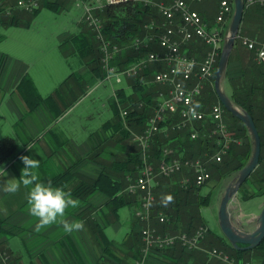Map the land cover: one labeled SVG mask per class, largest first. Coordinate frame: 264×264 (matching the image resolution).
I'll return each instance as SVG.
<instances>
[{
  "label": "trees",
  "instance_id": "16d2710c",
  "mask_svg": "<svg viewBox=\"0 0 264 264\" xmlns=\"http://www.w3.org/2000/svg\"><path fill=\"white\" fill-rule=\"evenodd\" d=\"M17 1L0 0V26L19 24L27 26L30 17L41 8L58 10L63 1L65 2L66 0H42L39 6L32 11L21 9L17 5ZM163 1L168 2L170 0ZM249 9L250 7L245 8L243 17L247 15ZM19 10H23L25 14L19 13ZM255 12L263 15L264 6L256 4ZM97 14L102 19V34L104 38L112 44L125 45L124 49L122 48L120 52L116 53L111 60V64L116 66V68L123 69L129 66L146 56L150 50L158 51L159 47L156 37L149 42L147 47L135 49L133 46V41L136 37H143L149 34L150 31L153 32L154 29L155 31L161 30L160 25L164 18L156 6L140 0H124L118 3L106 4ZM150 23L153 25L152 29L145 28V24ZM82 25L86 29L82 28L77 33L67 35L60 42V46L65 56L71 54L79 56L81 62L87 68L89 77H83L73 71L59 83L52 94L42 97L38 93L31 77L27 74L23 75L17 84V90L28 110H33L41 102L51 104V102H54L58 98L62 106L61 109L59 107L54 108V112L57 115L62 110L69 108L85 93L86 88L84 85L90 78H94L95 80L105 79L106 72L100 61V40L96 38L95 33L87 24L82 22ZM239 33L241 34V32ZM261 37L257 34L254 38L260 40ZM219 54L217 59L219 58ZM234 60L239 63V69L236 76L229 78L230 99L237 107L252 116L260 137L258 164L245 180L246 182L252 179L256 183V186L252 190H248L243 186L244 182L239 187L242 199H246L252 196L264 195V62H258L255 59L254 50L243 46L239 39H237L233 46L228 62ZM154 71L149 66L148 69L140 71L141 75L138 73L137 75L130 76L129 78L133 79L127 85L131 88V92L127 93L122 87L115 89L116 97H112L109 103L112 116L102 124L104 135L100 131L93 133L97 137V142L92 145L90 151L85 155L86 158L102 164L99 174L96 177H88L80 173L71 172L70 167H66L61 172L48 178V181L51 180L55 186L65 187L81 203L87 201L93 193L97 191L102 192L107 197L105 206L116 215L118 214L117 210L124 204H135L137 202L138 205L137 195L126 192L124 188L128 184L127 178L129 176L132 179L135 178L142 167L141 146L138 141L133 140L131 134L141 133L145 129L149 118L154 114L160 100L158 90L155 89L156 87L154 88L153 85L151 86L153 88L146 89L144 81H142V77L150 72L152 75ZM214 73L215 70L204 102H212L211 105L219 102L222 105L214 89ZM136 91L139 93L136 94ZM121 104L124 105L126 110L124 116L121 115L119 107ZM222 107L225 115L227 114L228 116L227 124L230 134L235 135V137L243 133L245 134L246 126L242 121L229 112L223 105ZM179 119L180 117L177 112L166 111L164 118L158 122V130L150 135L146 154L147 161L154 167H157V164L164 156L163 151L166 148H171L173 155L179 156L182 159L199 157L202 160L206 159L208 155L214 153L217 149L215 139L207 135L208 130L212 127L210 118H206L201 122H194L193 126L201 130V135L195 139L190 138L188 128H177L175 126ZM112 146L116 150L111 149ZM250 150L251 145L249 142H242L239 145L232 143L221 161L216 163L209 161L207 167L209 170L214 167L220 173L237 171L247 162ZM19 151L20 147L13 136L5 135L1 137L0 167L13 160ZM109 155H113L111 161L107 160ZM168 157H171V154ZM174 174H177L180 178L170 187H164V183L162 182L166 179L164 176L160 175L157 179L158 184L154 189L155 199L152 203V220H155L153 221L157 223L156 226L162 225L160 228L161 232L165 230L172 231L173 233L180 231L191 232L197 223L198 225L207 226L202 221L203 217L200 213V208L208 203L209 195L202 196L198 193V186L192 182V172L188 168H183V170ZM185 176H188L190 181L182 184L180 179ZM157 190L160 191L159 197L161 198L156 196ZM158 199L164 200L166 207L160 206L159 203L157 204ZM86 210V224L93 241L103 252L100 255V259L104 262V253L107 255L112 254V240L104 232L103 226L91 217L90 211L92 207L88 205ZM167 211L171 212V214ZM159 212L166 214L170 221L166 224H159L160 222L157 218ZM173 221H176V224L178 222L179 225L175 224L170 227L169 225ZM1 222L0 237L6 232L4 228L2 229ZM138 223L140 222L138 221ZM129 234L134 246L133 253L135 251L139 252V247L142 244L139 228L133 226ZM206 240L209 244L217 245L218 248L228 252L236 262L245 260V257L248 260H252V255H256L261 258L257 264H264V254L259 253L260 250L264 249V238L254 248H235L223 234L214 232L208 226ZM174 248H178V252L186 256L193 254L195 251H185L178 244L175 247L165 248L164 250ZM8 252L10 251L8 250ZM134 257L137 258L139 256L135 253ZM217 262L225 264L218 260ZM0 264H3L1 260Z\"/></svg>",
  "mask_w": 264,
  "mask_h": 264
},
{
  "label": "crops",
  "instance_id": "0c3cea01",
  "mask_svg": "<svg viewBox=\"0 0 264 264\" xmlns=\"http://www.w3.org/2000/svg\"><path fill=\"white\" fill-rule=\"evenodd\" d=\"M188 1L190 6L201 15L207 28L219 29L223 34L226 32L230 19L226 18L222 22L216 21L220 0ZM249 7L247 15L242 18L241 27L246 33L244 35L253 39L257 34L259 36L263 35L264 14L260 15L255 12L256 4ZM67 35L69 34H65L62 40ZM254 40L256 39L254 38ZM207 48L197 38H193L183 44L181 51L200 60ZM163 67L164 65L161 66V68ZM27 68V64L19 58L13 59L9 54L0 51V90L10 92L11 99L6 101V103L9 106V111L14 112V117L16 118L14 125L18 128V133H16L15 139L18 140L16 141L20 147L18 155L0 167L6 172L5 176L0 175V218L5 219L3 225L6 230L1 235L0 241L11 252L18 264H219L216 260L207 258L203 250L197 249L193 254L186 256L180 254L178 248L164 250L161 255L150 256L139 263V257H134V246L129 234L134 224L127 222L126 225L129 228L127 227V229L121 231L122 227L119 225L120 213L117 210L118 214L116 215L113 211H109L105 206L107 197L99 191L93 193L84 203H81L72 195L73 198L79 201V206L69 208L66 212V218L70 221H83V230L68 234L64 232L62 226L59 224L50 225L40 231L35 230L37 219L30 215L27 205V193L29 189L21 185L20 190L14 194L6 191L10 183L9 180L16 179L17 182L20 180L18 170L24 167L20 159L21 156H30L40 161V167L37 171L43 183H47L48 178L61 172L66 167H70L71 172L80 173L88 177H96L102 169V164L85 157L92 145L97 142V137L94 134L89 137L85 136L84 139L76 140L72 134L66 131V126L61 125V122L67 116L68 110L81 99V96L69 108L62 110L57 115L54 112V108L59 107L61 109L62 106L58 98L54 102H51V104L41 102L33 110H28L17 90V84L21 77L25 74L28 75ZM238 69L239 66L232 71L233 76L238 74ZM74 72L83 77H89L87 68L81 60L78 71ZM92 79L90 78L89 80ZM192 83L193 80L186 84L191 85ZM210 83V81L205 82L196 101L197 106L204 111H208L212 103L209 101L207 103L204 102ZM34 85L42 97H46L54 92L52 90L49 94L43 96L35 82ZM89 85H86V90ZM100 133L104 135L102 128ZM111 149H115V147L112 146ZM112 159L113 155H109L107 160L111 161ZM243 186L248 190H252L256 186V183L252 179H249ZM234 198L232 205L237 206V210L235 211L236 218L238 217L246 221H253L264 205V195L242 199L240 189H238ZM88 205L92 207L90 211L91 217L103 226L107 236L106 230L108 227L112 228L115 235L121 231L120 238L108 236L112 240V254L107 255L104 253V262L100 259V255L103 252L93 241L86 224V209ZM130 205H134L136 208L137 202ZM135 208L133 213H131L134 216H130L133 218L132 220L135 218ZM4 209L7 211L5 212ZM251 227H254V223H252ZM14 237H17L20 241L13 242ZM20 243L24 247L20 246ZM25 257H27V263H23ZM252 259L257 264L261 258L260 256L252 255Z\"/></svg>",
  "mask_w": 264,
  "mask_h": 264
},
{
  "label": "built area",
  "instance_id": "2783aa9c",
  "mask_svg": "<svg viewBox=\"0 0 264 264\" xmlns=\"http://www.w3.org/2000/svg\"><path fill=\"white\" fill-rule=\"evenodd\" d=\"M42 0H18L17 5L27 11L37 8ZM76 1V0H75ZM124 0H82L83 12L81 20L95 33L100 40L101 46V64L105 70V79L114 78L120 82L123 77L136 75L147 62H157L164 65L163 68L153 73V81L165 87V90L159 93L158 106L154 114L149 118L148 124L141 133H132V138L138 141L141 146L142 167L139 175L135 178L128 177V184L125 191L131 194L138 193V205L135 209V215L141 222L140 235L142 240L141 251L144 255H151L154 251L159 252L165 248L180 244L181 246L192 249L198 247L199 241L203 240L208 233V226L199 225L193 233L168 231L160 232L156 227L151 226L152 221V203L154 201L153 186L157 184L156 176H168L175 171H179L183 166H189L194 173V184L202 185L209 177L207 162L201 158L179 159L168 157L172 152L171 148L163 151L157 167H154L147 161L148 139L158 130V122L164 118L166 111L177 112L179 121L175 124L177 128H188L190 138L195 139L201 135V130L193 126L194 122L204 121L210 118L212 127L207 135L214 137L217 149L208 158L210 161H219L222 155L226 153L231 143H239L238 137L228 132L223 122L224 109L217 102L213 103L208 111L201 110L197 106V97L200 95L206 81H211L215 70L216 61L220 52L222 43V32L219 29H209L206 27L201 15L190 6L188 0H140L144 3H150L156 6L162 14L164 20L161 23L159 33L151 32L143 37H136L133 41L135 49L147 47L154 37L161 51L150 50L146 56L133 62L129 66L118 69L111 64L114 55L121 50V46L112 44L106 40L102 34V19L97 14L106 4L118 3ZM198 1V0H190ZM253 4L264 6V0H245V7ZM233 12L232 3L229 0H220L217 22H222L226 17H230ZM153 25L145 24V28L152 29ZM193 38L208 47L202 59L187 55L181 51V45L189 42ZM240 43L248 49H253L255 59L258 62H264V31L261 39L256 41L247 36H240ZM193 80L191 85L187 82ZM264 111V106H263ZM122 116L126 110L121 111ZM206 134V133H205ZM204 134V135H205ZM185 183V182H184ZM159 222H167L168 217L162 212L157 214ZM210 256H213L224 263H235L233 257L222 249L216 247L208 250ZM1 254V253H0ZM249 264V263H247Z\"/></svg>",
  "mask_w": 264,
  "mask_h": 264
},
{
  "label": "rangeland",
  "instance_id": "374dc122",
  "mask_svg": "<svg viewBox=\"0 0 264 264\" xmlns=\"http://www.w3.org/2000/svg\"><path fill=\"white\" fill-rule=\"evenodd\" d=\"M229 1L232 3V6H233V0H229ZM81 4H82V0H76V1L75 0H66L65 2L63 1L62 5L58 8V10H52L50 8H41L36 14H34L30 17L27 26L20 25V24L19 25H10V26H0V51L4 52L5 54H9L13 59L19 58L25 64H27L28 75L33 79V81L37 85L40 93L43 96H46L52 90H54V88L57 87L59 85V83L70 72L78 71V68L80 66L79 56H77L76 54H71V55L65 56L64 53L62 52V49L60 46V41L62 40V37L65 34L77 33L81 30V28L86 29V27L84 25H82V22H84V21L81 20V15L83 12V8H82ZM19 13H23V10L22 11L19 10ZM24 14L25 13H23V15ZM231 16L226 17V18L230 19ZM25 17H27V16H25ZM78 21L80 23L79 24L80 26L78 25ZM81 25H82V27H81ZM153 32L157 34L160 31L159 30L155 31V29H154ZM239 32H241V34L240 33L238 34V36L235 40V43H236L237 39L240 38V36L246 35V33L243 30V28L241 27V25H240V31ZM227 33H228V28H227L226 32H224V34L222 33L221 48L223 46V43H224V40H225ZM239 41H240V39H239ZM256 41H259V40H256ZM235 43H234V45H235ZM100 46H101V42H100ZM123 47H125V45L121 46V49ZM158 47L160 48V49L158 48L159 51H161V47L159 45H158ZM221 48H220V50H221ZM119 52H120V50H119ZM228 59H229V57H228ZM217 61H218V59H217ZM162 65L163 64H161V63L149 61L146 63V66H144L143 69H148L149 66H151L152 70L156 71V70L160 69ZM238 66H239V63L236 60L231 61V62L227 61L225 68H224V71L222 73L221 79H220V89L222 91H224L225 94L229 98H230L229 78L234 77L233 76L234 74L232 73V71H234L235 68H237ZM157 67H159V68H157ZM215 68H216V66H215ZM139 75H141V73ZM230 75H232V76L229 77ZM129 77H127V76L123 77L120 82H116L114 78L103 79V80H94V78H93L92 80L87 81L86 84L84 85V87H86V85H89V84L90 85L87 88L86 93L81 95V99L78 102H76L68 110L67 116L61 122V125L66 126V131H68L70 134H72V136H74V138L76 140L84 139L85 136L89 137L93 133L99 132L102 128V124L107 119L111 118V116H112V112L110 110L109 103L111 102L112 97H114L116 95L114 92L115 89L122 87V88H124V90L127 93L131 92V88L128 87V85L132 81L133 78H129ZM152 77H153V74L151 75V72L146 74L144 77H142V81H144L145 88L151 89L153 87L154 88L156 87L155 89L158 90V93H160L161 91L163 92L164 86L161 84H159V85L155 84ZM91 81H93V82L90 83ZM127 83H128V85H127ZM151 86H153V87H151ZM157 87H158V89H157ZM135 93L137 94L139 92L136 91ZM10 97H11L10 92H8V91L5 92V91L0 90V107L2 109L0 111V138L5 136V135H11L14 138H16V133H18V128L14 125V121L16 120V118L14 117V112L12 113L9 111V106L6 103V101L11 99ZM119 107H120L121 111L125 110L124 105L121 104ZM224 114H225V112L223 113V115ZM222 120L224 123H226L228 121L227 114L225 116H223ZM225 125L227 127L228 132H229V128H228L227 123ZM245 130H246L245 134L243 133V134L238 136V140L240 142L239 143L234 142V144H241L242 142L243 143H245V142L250 143L251 150H250V154L248 157V160H249L251 157V154H252L253 144H252V137H251L248 129L246 128ZM230 145H229V147H230ZM229 147H228V149H229ZM170 154H171L170 159L171 158L182 159L179 156H174L173 151ZM212 154L208 155L207 158L204 159L207 162V164L210 161V160H208V158ZM224 155L225 154H223L222 157ZM197 158H199V157H197ZM186 159H188V158H186ZM191 160H193V159H191ZM221 160H222V158H221ZM221 160H219V161H221ZM248 160H247V162H248ZM219 161H212V162L216 163ZM183 168H188L192 172V182L194 183V173L192 171V168L189 166H183L179 171H175L171 175L164 176L166 178V179H164V181H162L164 183V187H170L175 181H177L178 178H180V177L174 173L180 172L181 170H183ZM18 171L21 175V169H19ZM237 172H238V170L233 171L231 173H226V172L220 173L219 170H216V168L212 167L211 170H209L210 177L202 185L198 186L197 191L200 195H202V196L203 195H209L208 203L206 205L201 206V208H200V213L203 217L202 221L206 222L207 225L210 227V229L215 231V232L222 233L220 226H219V220H218L219 205H220L221 199L224 195L225 188L231 182V180L235 177ZM139 173H140V171H139ZM139 173H138V175H139ZM159 176L160 175L156 176V180L158 179ZM129 178H131V177L129 176ZM180 181L182 184H185V183H188L190 181V178L188 176H185L182 179H180ZM247 181H249V180H247ZM157 184H158V182H157ZM157 184H155L153 186V193H154L155 186ZM159 194H160V191L157 190L156 196L159 197ZM134 195L138 196L139 194L134 193ZM159 198H161V197H159ZM154 199H155V196H154ZM158 203L160 206L166 207L165 206L166 202L164 200L158 199L157 204ZM134 208H135L134 205L124 204L118 209V212L120 213L119 225H121V227H122L121 231L124 229H127V227H128L126 225L127 222L131 223V224L133 223L135 228L138 227L140 230V227L142 226V224L138 220L136 215H135L134 220H132L133 218L130 217L131 215H133L131 213H133ZM167 212H169V211H167ZM169 213L171 214V212H169ZM4 220H5L4 218H0V221H2L1 222L2 223L1 224L2 229L4 228V225H3ZM153 220L150 222L151 226L156 227V229H158L160 231V228L162 227V225L156 226L157 223H155L154 222L155 220L154 221ZM138 221L140 223H138ZM169 221H170V219L168 217L167 222H160L159 224H166ZM175 222L176 221H173L172 224H170L169 226L171 227V226L175 225L176 224ZM176 225H179L178 222ZM197 225H198V223L196 225H194V227H195V228L193 227L194 230L199 226V225L198 226ZM194 230H192L191 232H186V233H193ZM121 231H119V233L117 232L118 234L115 235L113 233L111 227H108V229L106 230L108 236H112L114 238H120ZM165 231L173 233L172 231H169V230H165ZM180 232H185V231H180ZM207 234L205 235V237L202 241L201 240L199 241L198 247H195L192 249H187V248L181 246L180 244H178V245L181 246L185 251H194L197 249L201 250V251L203 250V252L207 258L214 259L216 261L217 260L220 261L219 259H217L213 256H210L208 253V250L210 248H213V247H216L217 249H221V248H218L217 245L209 244L208 241L206 240ZM14 241H20V240L17 237H14L13 242ZM203 242H204V244H203ZM19 245L24 247V245L22 243H20ZM176 245L177 244L169 246L167 248H170V247L172 248V247H175ZM141 247H142V244L139 247V252L135 251L136 255L139 256V263L143 262L145 259H147L150 256L161 255L164 251V250L159 251V252L154 251L153 253H151V255H149V254L144 255L143 252L140 250ZM0 253H1L0 254V260L3 262V264H18V262L13 258L12 254L10 252H8V249L4 246V244H2V241H0ZM259 253L264 254V249L260 250ZM253 260L254 259L248 260V258L245 257V260H241L239 262L235 261V263H237V264H247V263L256 264ZM23 261H24L23 263H27V257H25V259ZM222 263H224V262H222ZM225 264H233V263H225Z\"/></svg>",
  "mask_w": 264,
  "mask_h": 264
},
{
  "label": "water",
  "instance_id": "95a60500",
  "mask_svg": "<svg viewBox=\"0 0 264 264\" xmlns=\"http://www.w3.org/2000/svg\"><path fill=\"white\" fill-rule=\"evenodd\" d=\"M244 10V0H233V13L228 25V33L220 50L215 69L214 89L222 105L242 121L252 137L253 149L251 157L248 162L238 170L235 177L225 188L218 210L219 226L222 234L229 243L235 248L250 249L257 246L264 238V205L253 222L238 217L236 218L235 211L237 210V206L232 205V202L239 187L258 164L260 137L252 116L248 112L237 107L225 92L220 89V79L239 34ZM252 223H254V227H251Z\"/></svg>",
  "mask_w": 264,
  "mask_h": 264
},
{
  "label": "clouds",
  "instance_id": "9594fccd",
  "mask_svg": "<svg viewBox=\"0 0 264 264\" xmlns=\"http://www.w3.org/2000/svg\"><path fill=\"white\" fill-rule=\"evenodd\" d=\"M24 167L21 169L19 182L16 179L9 180L6 189L9 193H16L21 185L29 189L27 193V205L31 216L37 219L35 230L40 231L53 224L62 226L65 233L71 234L74 231H81L84 228L81 220H68L66 212L69 208L79 206V201L73 198L70 191L65 187L53 186L51 180L47 183L41 182L38 173L40 161L30 156H21ZM0 175L5 176L6 172L0 168ZM6 212L7 210L4 209Z\"/></svg>",
  "mask_w": 264,
  "mask_h": 264
},
{
  "label": "bare ground",
  "instance_id": "6f19581e",
  "mask_svg": "<svg viewBox=\"0 0 264 264\" xmlns=\"http://www.w3.org/2000/svg\"><path fill=\"white\" fill-rule=\"evenodd\" d=\"M215 74V73H214ZM137 75V74H136Z\"/></svg>",
  "mask_w": 264,
  "mask_h": 264
}]
</instances>
